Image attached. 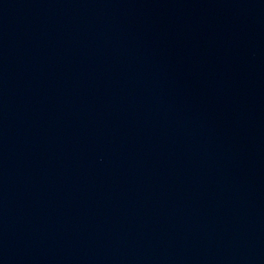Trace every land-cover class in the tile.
<instances>
[{
	"label": "water",
	"instance_id": "95a60500",
	"mask_svg": "<svg viewBox=\"0 0 264 264\" xmlns=\"http://www.w3.org/2000/svg\"><path fill=\"white\" fill-rule=\"evenodd\" d=\"M0 264H264V0H0Z\"/></svg>",
	"mask_w": 264,
	"mask_h": 264
}]
</instances>
